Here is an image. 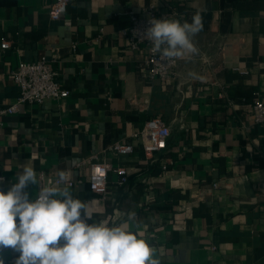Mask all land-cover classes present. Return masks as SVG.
<instances>
[{
    "label": "crops",
    "instance_id": "0c3cea01",
    "mask_svg": "<svg viewBox=\"0 0 264 264\" xmlns=\"http://www.w3.org/2000/svg\"><path fill=\"white\" fill-rule=\"evenodd\" d=\"M52 2L0 0V108L18 98L12 70L22 60L46 56L69 90L0 115V190L27 162L37 174L63 171L93 221L135 212L162 264H264V125L250 114L264 98V0H70L59 18ZM150 4L168 19L202 21L199 54L181 58L174 78L145 76L146 46L133 51L121 33L129 12ZM152 117L171 127L156 161L135 138ZM116 142L134 150L118 154ZM94 161L125 166L127 181L112 170L107 195L94 192ZM18 255L0 249L5 264Z\"/></svg>",
    "mask_w": 264,
    "mask_h": 264
},
{
    "label": "clouds",
    "instance_id": "9594fccd",
    "mask_svg": "<svg viewBox=\"0 0 264 264\" xmlns=\"http://www.w3.org/2000/svg\"><path fill=\"white\" fill-rule=\"evenodd\" d=\"M202 28L198 14L190 23L153 18L142 38L151 42V51L162 61L172 62L199 54L194 37ZM31 185L39 191L30 198ZM152 239L135 212L93 221L88 203L74 197L63 171L40 186L27 162L9 190H0V249L19 253L15 264H162L164 257ZM0 264H5L3 258Z\"/></svg>",
    "mask_w": 264,
    "mask_h": 264
},
{
    "label": "built area",
    "instance_id": "2783aa9c",
    "mask_svg": "<svg viewBox=\"0 0 264 264\" xmlns=\"http://www.w3.org/2000/svg\"><path fill=\"white\" fill-rule=\"evenodd\" d=\"M70 0H53L49 14L52 18H59L67 9ZM175 14V11H173ZM144 15H138L134 11H130L131 25L121 30V33L126 35L129 40V45L133 51H138L142 46L147 48V56L144 60L145 76L154 78H174L177 74L179 60L172 62L162 61L159 54L151 51V42L142 35L147 27L149 21L153 18L162 19L167 16H160L153 4L143 8ZM10 42L5 40L2 42V47L7 48ZM57 71L52 67L46 56H41L36 61H19L17 67L12 70V77L19 86V95L17 100L9 105L0 108V115L5 113H13L19 109V104L23 102L41 103L44 100L62 99L69 94V90L62 88L57 81ZM223 95V93H220ZM250 114L253 119L264 125V98H254ZM2 121L0 119V133ZM171 134V127L160 117H152L147 120L143 130L135 134L136 139H142L143 151L146 156L152 159L155 154L164 150L168 146V139ZM118 154L131 153L134 147L131 143L116 142L110 147ZM115 170L120 174L119 183L127 181V169L123 165L113 166L107 162L94 161L90 164L89 185L90 188L102 195L106 196L108 193V176L110 171ZM57 177L48 175L43 170L38 173V180L40 186H47L49 181H54ZM5 179L4 174L0 173V181ZM75 181L67 179V186H74Z\"/></svg>",
    "mask_w": 264,
    "mask_h": 264
},
{
    "label": "trees",
    "instance_id": "16d2710c",
    "mask_svg": "<svg viewBox=\"0 0 264 264\" xmlns=\"http://www.w3.org/2000/svg\"><path fill=\"white\" fill-rule=\"evenodd\" d=\"M154 161H156V159ZM154 161H152V163H155Z\"/></svg>",
    "mask_w": 264,
    "mask_h": 264
}]
</instances>
